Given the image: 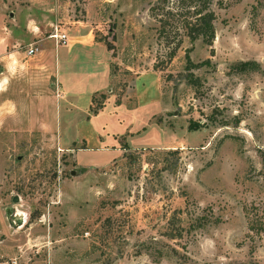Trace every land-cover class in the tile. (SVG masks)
Returning a JSON list of instances; mask_svg holds the SVG:
<instances>
[{
  "label": "rangeland",
  "instance_id": "obj_1",
  "mask_svg": "<svg viewBox=\"0 0 264 264\" xmlns=\"http://www.w3.org/2000/svg\"><path fill=\"white\" fill-rule=\"evenodd\" d=\"M30 2L0 0L3 25L15 3L45 35L84 21L109 44L125 101L77 127L79 102L70 126L47 104L50 135L24 116L30 103L8 96L20 116L0 94V264H264V0H214L212 44L185 37L173 56L157 31L168 3L154 15L155 0ZM113 138L137 147L105 163L94 147ZM76 141L92 149H63ZM7 207L26 222L11 226Z\"/></svg>",
  "mask_w": 264,
  "mask_h": 264
},
{
  "label": "crops",
  "instance_id": "obj_2",
  "mask_svg": "<svg viewBox=\"0 0 264 264\" xmlns=\"http://www.w3.org/2000/svg\"><path fill=\"white\" fill-rule=\"evenodd\" d=\"M30 1L31 4H26V6L32 9L37 0ZM15 5L19 8L10 12L13 17L7 22L8 25H3L2 20L6 10L0 7V87H6L4 90L0 88L2 89L0 94H5L6 101L12 100L11 102L16 104V113L20 116L22 113L17 109L18 102L8 96L14 98L18 95L21 102L30 103V109L24 116L31 122L38 119L37 129L43 134L55 135L57 120L56 124L55 121L47 120L48 115L44 111L47 104L51 106L57 102L59 114L63 105V110L69 114L66 125L70 126L71 120L75 117L71 115L74 110L72 107L79 102L78 108L75 109L80 110V119L75 127L79 126V123H86L89 118H96L108 108L109 103H111L110 108L113 113L118 112L125 99L122 98L120 102H116V93H113L112 85L115 84L117 74L112 67L115 57L111 48H108L103 40L95 38L94 30L87 27L84 21L79 20L74 21L76 23L70 28L67 27V32L59 25L60 30L67 35V40L64 43H55L53 39L45 35L46 24L37 15H30L29 11L20 9L22 7L19 3ZM49 24L52 25V23ZM3 26L7 28L6 32H3ZM32 44L36 45L38 50L28 55L26 49ZM27 74L34 77L32 79L35 85L31 86L25 95V87L23 92L17 89L16 84H19L18 79H23ZM96 75L101 76V82L88 81ZM49 78L53 80L48 82ZM100 93L104 95V101L100 108L93 112L91 110L94 106L93 97ZM133 117L139 119L135 115ZM88 127L93 128L90 124ZM96 134L99 136L98 132ZM115 138L110 143H98L94 147V149H101L99 153L108 151L105 163L120 157L127 148L137 147L118 144ZM59 145L61 146L60 143ZM78 146L76 141L64 148L61 147L65 150L74 148L71 150H75L76 154L81 149H92V146L86 147L85 145L82 148ZM157 146H168V144L162 143ZM24 222H26V215Z\"/></svg>",
  "mask_w": 264,
  "mask_h": 264
},
{
  "label": "trees",
  "instance_id": "obj_3",
  "mask_svg": "<svg viewBox=\"0 0 264 264\" xmlns=\"http://www.w3.org/2000/svg\"><path fill=\"white\" fill-rule=\"evenodd\" d=\"M167 3V16L166 18L161 16L157 19L159 22L157 31L158 35L168 42L169 56L175 54L185 37L191 41L201 39L204 44H212L215 38L216 20V11L213 7L214 0H155L150 9L154 15H157L155 11L163 9ZM218 5H221V2ZM107 47L110 48L109 44ZM185 57L187 68L199 66L198 63L191 61L188 50ZM95 101L96 96L93 97V102ZM97 109L96 106L91 108L93 112H96ZM249 228L256 229V226L249 222Z\"/></svg>",
  "mask_w": 264,
  "mask_h": 264
},
{
  "label": "built area",
  "instance_id": "obj_4",
  "mask_svg": "<svg viewBox=\"0 0 264 264\" xmlns=\"http://www.w3.org/2000/svg\"><path fill=\"white\" fill-rule=\"evenodd\" d=\"M47 36L49 38L53 39L55 41V43H59V42L64 43L67 40V35L64 32H62L58 28V26H54L52 31L49 32ZM37 50H38V48L34 44L29 45L28 48L26 49L28 55L34 54Z\"/></svg>",
  "mask_w": 264,
  "mask_h": 264
},
{
  "label": "water",
  "instance_id": "obj_5",
  "mask_svg": "<svg viewBox=\"0 0 264 264\" xmlns=\"http://www.w3.org/2000/svg\"><path fill=\"white\" fill-rule=\"evenodd\" d=\"M14 201H17L18 198L17 196H15L13 198ZM16 209L13 208V207H7L6 210H5V213H6V217H7V220L9 222V224L11 226H20V225H23L25 222H24V219L21 218L20 216H16ZM26 215V213H25Z\"/></svg>",
  "mask_w": 264,
  "mask_h": 264
},
{
  "label": "bare ground",
  "instance_id": "obj_6",
  "mask_svg": "<svg viewBox=\"0 0 264 264\" xmlns=\"http://www.w3.org/2000/svg\"><path fill=\"white\" fill-rule=\"evenodd\" d=\"M16 216H19V215H16ZM21 218H23V216H20Z\"/></svg>",
  "mask_w": 264,
  "mask_h": 264
}]
</instances>
